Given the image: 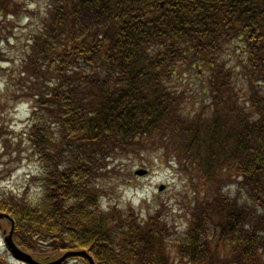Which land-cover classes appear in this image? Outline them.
<instances>
[{
	"label": "trees",
	"instance_id": "obj_1",
	"mask_svg": "<svg viewBox=\"0 0 264 264\" xmlns=\"http://www.w3.org/2000/svg\"><path fill=\"white\" fill-rule=\"evenodd\" d=\"M28 1L0 0V14ZM39 23L4 77L31 104L39 164L33 193L0 189L15 242L39 261L85 249L97 264H172L171 244L190 262L264 264V0H48ZM234 46L243 92L225 61ZM186 72L210 99L192 115L176 86ZM148 151L191 166L187 233L102 205L113 163Z\"/></svg>",
	"mask_w": 264,
	"mask_h": 264
},
{
	"label": "rangeland",
	"instance_id": "obj_2",
	"mask_svg": "<svg viewBox=\"0 0 264 264\" xmlns=\"http://www.w3.org/2000/svg\"><path fill=\"white\" fill-rule=\"evenodd\" d=\"M18 2V1H17ZM48 0H33L22 5L15 15L0 14V189L4 192H21L25 186L33 193L32 177L38 172L39 164L29 153L26 132L29 128L31 104L16 99L13 89L5 85L4 77L17 73L19 65L28 51L31 36L38 31L43 19ZM237 47H231L230 55L225 56L228 65L235 68L236 89L243 92L247 88L245 73L241 62L237 60ZM194 73H183L178 77L176 86L185 91L184 114L192 115L201 107H207L208 94L201 93V81ZM198 103V106H196ZM171 153L148 151L142 156L116 161L113 169L99 181L103 189V207L115 205L122 210H133L140 219L159 214L160 219L172 226L178 234L189 232L193 220L191 212L194 208V187L196 181L193 171L187 169V162L174 160ZM144 169L148 173L138 176L136 171ZM160 186L164 189L160 190ZM10 225L0 222V254L9 264H22L14 261L3 245L4 231L9 232ZM218 248V247H217ZM172 264H201L180 259L171 244L168 249ZM215 256L218 255L214 252ZM0 264H5L4 259ZM65 264H88L84 259L70 260ZM206 264V263H203Z\"/></svg>",
	"mask_w": 264,
	"mask_h": 264
},
{
	"label": "water",
	"instance_id": "obj_3",
	"mask_svg": "<svg viewBox=\"0 0 264 264\" xmlns=\"http://www.w3.org/2000/svg\"><path fill=\"white\" fill-rule=\"evenodd\" d=\"M138 174H144L145 171H138ZM5 215L0 213V218H4ZM8 217V216H6ZM6 245L8 249L11 251V253L16 257L17 259L23 261L24 263L28 264H44V263H39L35 261L30 255H28L26 252L22 251L17 245H15L14 240H13V231L11 230L9 234H7L6 238ZM71 256H84L86 259L89 260L91 264H95L92 257L88 255L87 251H71L68 253H65L59 260L56 262L48 263V264H59L63 262L66 258L71 257Z\"/></svg>",
	"mask_w": 264,
	"mask_h": 264
}]
</instances>
